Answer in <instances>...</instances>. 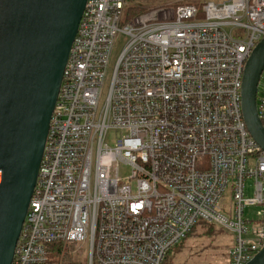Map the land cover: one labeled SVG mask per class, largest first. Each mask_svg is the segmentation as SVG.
I'll return each mask as SVG.
<instances>
[{
    "label": "built area",
    "instance_id": "obj_1",
    "mask_svg": "<svg viewBox=\"0 0 264 264\" xmlns=\"http://www.w3.org/2000/svg\"><path fill=\"white\" fill-rule=\"evenodd\" d=\"M129 1L85 2L11 264H57L54 241L87 243L88 264H161L199 220L233 234L228 264L264 245V211L244 215L264 206V150L240 99L264 0L166 3L125 20ZM256 103L264 127L259 81Z\"/></svg>",
    "mask_w": 264,
    "mask_h": 264
},
{
    "label": "water",
    "instance_id": "obj_2",
    "mask_svg": "<svg viewBox=\"0 0 264 264\" xmlns=\"http://www.w3.org/2000/svg\"><path fill=\"white\" fill-rule=\"evenodd\" d=\"M86 0H0V264H11ZM264 36L244 64L241 111L264 150L256 94ZM245 264H264V245Z\"/></svg>",
    "mask_w": 264,
    "mask_h": 264
},
{
    "label": "rangeland",
    "instance_id": "obj_3",
    "mask_svg": "<svg viewBox=\"0 0 264 264\" xmlns=\"http://www.w3.org/2000/svg\"><path fill=\"white\" fill-rule=\"evenodd\" d=\"M207 0H130L129 6L138 7L146 10L147 8L159 7L166 3L177 4L179 2H192L202 4ZM219 1V0H212ZM126 41V35L118 33L111 50L109 60L110 71L114 67ZM109 71V72H110ZM264 84V68L259 78V86ZM114 132L107 134L106 140L109 144H113ZM119 173L126 177L130 174V167L124 164L119 165ZM251 180H247L249 187ZM222 211L230 216L232 212V193L226 190L221 200ZM264 211V206H245L244 215L250 218H256V212ZM220 226H218L219 228ZM234 243L233 234L223 228H219L217 233L211 236H192L188 237L173 258L172 264H228L230 259V249ZM80 253L77 254V261L74 264L89 263V246L87 243L80 242L78 247Z\"/></svg>",
    "mask_w": 264,
    "mask_h": 264
},
{
    "label": "trees",
    "instance_id": "obj_4",
    "mask_svg": "<svg viewBox=\"0 0 264 264\" xmlns=\"http://www.w3.org/2000/svg\"><path fill=\"white\" fill-rule=\"evenodd\" d=\"M147 11H148L147 9L142 10L138 7H131L130 5L126 9L124 19L128 20L129 18H131L136 14H141ZM219 228L217 225L204 220L197 221L189 230V232L186 234V236L178 244H176L171 249H169V251L164 256L161 264H172L174 256L176 255L177 251L180 249V247L183 245V243L188 237L202 236V235L211 236L217 233ZM79 245L80 243L77 241L51 242L47 245L48 258L57 264H74V262L77 261L76 259L77 254L80 253V250L78 249ZM92 264H99L94 256L92 258Z\"/></svg>",
    "mask_w": 264,
    "mask_h": 264
}]
</instances>
